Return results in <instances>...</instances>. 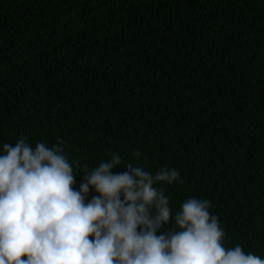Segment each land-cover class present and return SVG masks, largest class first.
<instances>
[{
	"label": "trees",
	"instance_id": "trees-1",
	"mask_svg": "<svg viewBox=\"0 0 264 264\" xmlns=\"http://www.w3.org/2000/svg\"><path fill=\"white\" fill-rule=\"evenodd\" d=\"M22 136L179 169L174 212L206 198L264 257V0H0V147Z\"/></svg>",
	"mask_w": 264,
	"mask_h": 264
},
{
	"label": "clouds",
	"instance_id": "clouds-1",
	"mask_svg": "<svg viewBox=\"0 0 264 264\" xmlns=\"http://www.w3.org/2000/svg\"><path fill=\"white\" fill-rule=\"evenodd\" d=\"M134 156L139 161L143 153ZM120 165L113 153L96 167L82 166L69 159L63 140L51 147L23 136L3 143L0 264H264L239 243L227 246L210 200L188 197L174 212L158 185L183 183L179 169L153 174L129 162L114 173ZM91 189L99 195L89 200Z\"/></svg>",
	"mask_w": 264,
	"mask_h": 264
}]
</instances>
